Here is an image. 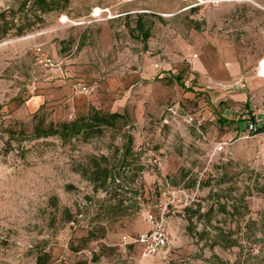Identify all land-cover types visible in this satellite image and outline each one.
<instances>
[{
    "label": "rangeland",
    "instance_id": "rangeland-1",
    "mask_svg": "<svg viewBox=\"0 0 264 264\" xmlns=\"http://www.w3.org/2000/svg\"><path fill=\"white\" fill-rule=\"evenodd\" d=\"M199 1L70 0L0 41V129L124 116L88 140L0 135V264H264V0ZM95 164L118 182L94 188ZM148 214L171 244L145 258Z\"/></svg>",
    "mask_w": 264,
    "mask_h": 264
},
{
    "label": "trees",
    "instance_id": "trees-1",
    "mask_svg": "<svg viewBox=\"0 0 264 264\" xmlns=\"http://www.w3.org/2000/svg\"><path fill=\"white\" fill-rule=\"evenodd\" d=\"M69 4L70 0H22L15 13L10 16L7 13L0 14V41L12 32H14L15 36H22L28 33L34 27L43 24V17L46 14L62 13L68 9ZM137 27L142 29L140 22H138ZM148 37L149 33L145 31L143 40L146 41ZM175 79L177 83L180 82V78L176 77ZM123 119L124 116L117 113L104 114L92 109L86 117H79L68 123L45 126L43 123L37 122L29 135H26L23 130L15 132L7 128L0 129V135L1 137L4 135L7 137L6 145L8 147L10 146V140L18 135L26 140H42L51 137H57L63 142L76 137L88 140L89 138L100 136L103 129H114L117 123ZM261 129L262 127H258L257 132ZM90 173L87 181L96 189L105 190L118 182L117 176L111 175L107 168L100 169L99 164H95ZM43 262V259H37V264H43Z\"/></svg>",
    "mask_w": 264,
    "mask_h": 264
},
{
    "label": "built area",
    "instance_id": "built-area-1",
    "mask_svg": "<svg viewBox=\"0 0 264 264\" xmlns=\"http://www.w3.org/2000/svg\"><path fill=\"white\" fill-rule=\"evenodd\" d=\"M186 3L193 4L195 2L201 3L199 0H183ZM98 10V12L94 11L91 14L92 20L96 21L100 19V15L102 11ZM111 17H109L110 19ZM41 64L45 68H55L58 67L59 64L55 62L53 59L45 57L41 60ZM256 75L258 78L264 79V59H261L258 62V67L256 71ZM79 92L81 94H88L89 88L86 85L79 86ZM259 126L258 120H248L245 122L243 127L242 137L247 139L252 137L257 133V129ZM224 149V143H219L216 152H221ZM154 164L158 165L157 160H153ZM147 223L149 226V230L141 234L136 240L135 243L138 244L142 249V255L145 258H150L154 256H159L167 250L171 244V238L169 232L167 230L165 220L163 216L155 217L152 214L147 215Z\"/></svg>",
    "mask_w": 264,
    "mask_h": 264
}]
</instances>
